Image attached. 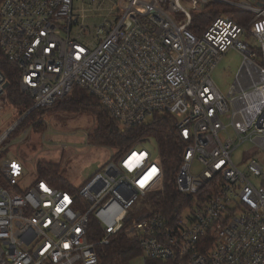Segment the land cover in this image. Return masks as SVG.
<instances>
[{
    "label": "built area",
    "instance_id": "obj_1",
    "mask_svg": "<svg viewBox=\"0 0 264 264\" xmlns=\"http://www.w3.org/2000/svg\"><path fill=\"white\" fill-rule=\"evenodd\" d=\"M75 1L0 0V53L16 65L21 91L33 102L26 114L80 88L122 132L157 115L167 118L187 146L175 177L186 203L170 217L151 209L129 223L126 234L138 240L142 260L264 264L263 168L253 158L247 174L232 158L247 142L249 156L264 153V6L253 7L254 0H187L189 8L182 0H110L118 16L100 27L94 46L83 26L73 34ZM212 2L254 18L244 26L220 15L196 35L194 15ZM229 51L239 53L242 64L223 94L213 72ZM7 83L0 72V96ZM196 159L203 166L198 174L192 171ZM153 167L156 173L141 186ZM22 175L18 161L0 166L14 191L0 185V264H99V248L124 229L136 200L165 186L161 157L145 146L123 153L79 191L39 177L22 187ZM251 176L262 179L260 186Z\"/></svg>",
    "mask_w": 264,
    "mask_h": 264
},
{
    "label": "rangeland",
    "instance_id": "obj_2",
    "mask_svg": "<svg viewBox=\"0 0 264 264\" xmlns=\"http://www.w3.org/2000/svg\"><path fill=\"white\" fill-rule=\"evenodd\" d=\"M182 4L189 8L190 3L182 0ZM211 11L224 12L234 9L232 5H223L217 9L213 2L208 6ZM110 0H76L74 15L78 17L79 26L74 27L73 34H77L80 26L88 34L87 41L98 45L96 33L107 21L117 18L116 9H113ZM193 14L195 12H192ZM260 63L261 60L258 59ZM242 64V56L229 51L213 72V81L218 89L227 94L236 78ZM61 106H56L37 117L36 123L41 122L39 129L28 122V114L20 118V113L8 101V94L0 96V137L9 133L8 138L0 145V166L5 161H18L23 167L21 186L26 187L38 180V167L42 162L56 164L60 167V176L65 178L74 191H79L89 182L94 173L106 165L118 164L121 155L116 150L95 146L89 142V135L96 127V117L86 114L63 112ZM28 115V116H27ZM153 122L148 118L146 124ZM147 149L158 155V147L154 140L146 144ZM252 148L251 143H245L237 148L232 158L238 168L247 174L248 163L255 158L263 168L264 153L258 152L254 156L247 153ZM203 170V166L196 159L192 166L194 174ZM253 183L260 186L262 179L251 176ZM0 185L14 192L4 178L0 176ZM151 194L140 197L130 209V222L135 223L139 217L149 212L153 207L149 201ZM170 261H149V264H168ZM80 264V262L76 263ZM130 264H145L142 258Z\"/></svg>",
    "mask_w": 264,
    "mask_h": 264
},
{
    "label": "trees",
    "instance_id": "obj_3",
    "mask_svg": "<svg viewBox=\"0 0 264 264\" xmlns=\"http://www.w3.org/2000/svg\"><path fill=\"white\" fill-rule=\"evenodd\" d=\"M213 5L217 9L223 7L221 4L213 3ZM220 15L233 19L241 25H246L254 18L252 13L243 10L232 9L220 12L218 10L211 11L209 8L204 13L194 15L190 30L196 35H201ZM0 72L5 75L9 84L5 90V93L8 94V101L20 113L21 118L30 110L33 102L21 91L18 68L1 53ZM56 106H61L63 112L95 116L96 127L89 135V142L95 146L114 149L119 155L135 147L146 146L148 142L154 140L165 171V186L163 190L151 195L149 199L151 206L155 211L164 213L166 217H170L175 210L180 211L182 209L186 201L185 198L180 197L176 193L175 177L187 146L167 118L157 115L150 124L138 126L129 132H122L120 124L109 115L97 98L89 95L83 89L75 88L71 95L56 105L30 112L28 114L30 116L28 117V122L33 123L35 129H39L41 122L36 123L37 117L42 112H46ZM38 177L54 183L59 188L73 190L65 178L60 176V167L56 164L40 163ZM129 223L130 219L125 223L124 229L112 239L108 246L99 248V264H130L132 261L141 258L138 240L131 239L126 234V228ZM91 229H96L93 222ZM168 264L184 263L180 260H173L168 262Z\"/></svg>",
    "mask_w": 264,
    "mask_h": 264
},
{
    "label": "snow or ice",
    "instance_id": "obj_4",
    "mask_svg": "<svg viewBox=\"0 0 264 264\" xmlns=\"http://www.w3.org/2000/svg\"><path fill=\"white\" fill-rule=\"evenodd\" d=\"M134 159V158H133ZM142 159V157L140 158ZM129 166H134L133 163H132V160L130 159L129 162H128ZM15 167V166H14ZM157 169L155 167H153L151 169V171L148 173L147 176H145L144 180H142L140 183H141V186H144V183L147 179H149V177H151L154 173H156ZM67 247V245H65Z\"/></svg>",
    "mask_w": 264,
    "mask_h": 264
},
{
    "label": "crops",
    "instance_id": "obj_5",
    "mask_svg": "<svg viewBox=\"0 0 264 264\" xmlns=\"http://www.w3.org/2000/svg\"><path fill=\"white\" fill-rule=\"evenodd\" d=\"M251 4H252V6L253 7H263L264 6V2H263V0H254V1H252L251 2ZM251 22V21H250ZM250 22H248L246 25H244V26H247ZM251 44H255L254 42H250ZM236 79V78H235ZM235 79H234V81H235ZM233 81V82H234ZM233 84V83H232ZM99 235H100V233H99Z\"/></svg>",
    "mask_w": 264,
    "mask_h": 264
},
{
    "label": "water",
    "instance_id": "obj_6",
    "mask_svg": "<svg viewBox=\"0 0 264 264\" xmlns=\"http://www.w3.org/2000/svg\"><path fill=\"white\" fill-rule=\"evenodd\" d=\"M8 85H9V84L7 83L6 86H5V89H7Z\"/></svg>",
    "mask_w": 264,
    "mask_h": 264
}]
</instances>
